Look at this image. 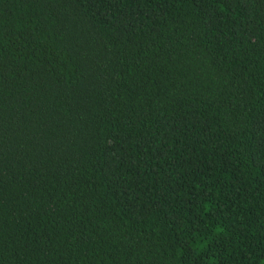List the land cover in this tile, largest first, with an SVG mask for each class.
I'll use <instances>...</instances> for the list:
<instances>
[{
    "label": "trees",
    "instance_id": "obj_1",
    "mask_svg": "<svg viewBox=\"0 0 264 264\" xmlns=\"http://www.w3.org/2000/svg\"><path fill=\"white\" fill-rule=\"evenodd\" d=\"M0 264H264V0H0Z\"/></svg>",
    "mask_w": 264,
    "mask_h": 264
}]
</instances>
